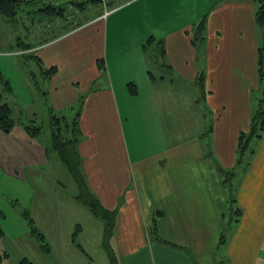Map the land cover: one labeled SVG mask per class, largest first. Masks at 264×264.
Listing matches in <instances>:
<instances>
[{
	"label": "crops",
	"instance_id": "crops-1",
	"mask_svg": "<svg viewBox=\"0 0 264 264\" xmlns=\"http://www.w3.org/2000/svg\"><path fill=\"white\" fill-rule=\"evenodd\" d=\"M163 1H167L165 6L154 5L147 16L152 21L150 37L164 41V58L172 67L159 80L164 82L167 78L172 84L186 85L187 80L196 81L203 74L205 106L197 103L195 92L190 102L183 103L185 109L176 102L171 104L174 110L183 109L184 114L190 110L197 121L202 120V128L207 127L211 116L213 132L208 136L193 130L184 135L172 134L170 129L176 126V118L171 116V110L164 114V106L155 102L161 91L157 89L159 80L150 82L149 69L153 66L145 44L153 45V40L149 41L150 29L141 21L138 6L142 0L106 17L99 14L60 35H56L57 31L65 26L49 29L50 40L34 49L45 67L57 68L42 88L52 100L36 94L26 67L25 89L28 87L30 94L39 97L44 113L68 104L64 108H76L75 103L81 101V167L100 202L108 209L118 210L107 242L110 251L103 228L100 244L108 258L106 264H112L109 252L114 253L117 264H214L218 263L216 248L221 242L225 249L219 264H264V132L242 167L241 176L238 178L235 168L228 169L236 162L239 133L250 127L254 111L251 89L258 82V47L262 40L256 20L258 3L220 0L200 18L199 22L206 19L204 39L194 43L197 21L178 19L177 11L171 8L177 0ZM92 8L95 6L89 9ZM79 16L81 12L78 19ZM122 33L130 42L117 43ZM34 64L30 66L38 72L35 61ZM142 89L147 93L145 98L151 91L153 102L139 106L148 113L150 124L141 132L153 135L145 138L132 133L133 138H128L122 112L128 123L135 110L128 102L133 96H142ZM165 92L167 96H179L182 91ZM13 93L23 111L35 113L33 107L27 109L18 99L24 97L19 89L13 88ZM168 115L167 125L164 119ZM19 126V140L49 156L43 143L32 140ZM148 146H153V152L144 153ZM55 160L64 166L57 155ZM229 170H234V174L226 185L225 174ZM229 199L235 202L237 215L231 232L220 238ZM154 222L155 234L150 231ZM40 250V264H77L82 260L79 252L55 249L53 243ZM90 258L84 259L85 264H92ZM0 264L9 263L3 260ZM20 264L35 263L23 257Z\"/></svg>",
	"mask_w": 264,
	"mask_h": 264
},
{
	"label": "rangeland",
	"instance_id": "rangeland-1",
	"mask_svg": "<svg viewBox=\"0 0 264 264\" xmlns=\"http://www.w3.org/2000/svg\"><path fill=\"white\" fill-rule=\"evenodd\" d=\"M125 1L126 0H118L113 4H109L108 8L111 9V7H116L112 11L115 12L135 0ZM219 2L220 0H177L171 3V8L177 11L178 19L183 18L191 23L197 21L198 24L202 15L216 7ZM156 4H161L163 7L167 4V1L142 0L141 4L138 6L140 10L139 12L142 13V23L147 25L150 29L149 37L153 35V32L151 30L152 21L147 17L150 15V10L148 9H151ZM31 5L36 9L37 3ZM89 5L90 4H88V6ZM29 7L30 6L27 4L22 6L18 13L19 20L15 21L8 20L0 13V70L3 75L10 80L13 88L19 89L24 95V97H22L23 99H21V97L18 98L22 104H26L27 109L30 110H32L31 107H33L35 113L38 111L36 114L38 119H44L47 122L49 120L48 111L45 113L43 112L42 107L39 104V97L30 94L29 92L32 91H30L28 87L25 89L26 65L23 63L19 55L15 54L14 51H9V49H11V44L16 43L20 39L30 41L35 36V40L39 41L41 40V33L47 32L45 33V37H47L49 29L58 24L63 25V23L59 20L56 21V19H49L48 22H40L39 18L41 17V14L37 11L29 12V17L27 18L25 14ZM135 7H137V5L132 6L133 9H135ZM89 11H92V13L95 11L93 14H97L104 10L99 5H96L95 8L89 9ZM79 12H81V17L83 14L85 15L84 17L89 15L87 11H83L82 9H80ZM23 20L26 22H23ZM65 30L62 32L58 30L56 35H60L59 33L63 34ZM52 36L53 35H51V37ZM118 40L120 41L117 43L130 42V40H127V36L124 35V33H122V36L118 37ZM156 40L157 39H153L152 46L157 45ZM30 62L31 64H34V60H30ZM152 66L153 71L157 76L156 78H151L152 80H150V82L152 81V83H155L159 78H162L160 77L161 74L159 70H157L158 67L154 64H152ZM28 76L31 80L29 72ZM140 82L143 86V81ZM187 82L188 84L184 85L182 82L172 84L167 78L164 82L159 80L157 82V89L161 92L156 94L157 96L154 98L155 102L160 104V106H164V114L171 110L173 113L171 116L176 118V126L171 127V129L169 128L172 134L184 135L193 130L195 132H204V136H208V133L213 132L212 127H210L212 124L211 116L209 117L207 127L202 128L200 127V125L203 126L202 120L199 119L200 121H197V118L190 110H188L189 113L186 112V114H184L185 112L183 109L185 108L183 103L190 102V98L194 96L192 95L194 92L196 93L198 98L197 103L200 104V107L201 104L205 106L207 103L206 99L200 96L201 94L195 85V80H192L191 82L187 80ZM251 84H253V82H251ZM42 85H44V83ZM42 85L41 87H43ZM252 86L251 99L254 104V109H256L258 98L263 94V88L259 81L257 82V85L254 84ZM143 88L146 90V85H144ZM144 90L142 89V96H133L128 102L131 109L136 110H133L128 123H126V113L122 112L124 127L128 138H133L132 133L135 137L142 135V137L145 136V138L148 135H150V137L153 135H143L141 132L148 129L150 124L148 113L141 111V107L139 106L142 104L143 107L148 106V101L151 103L153 102L151 91L147 98H145L147 93H143ZM167 90H178L182 92L179 96L173 94L167 96L165 95L167 92L163 93ZM34 91H36L37 94L38 90H36V88ZM38 94L37 95L40 96L41 99L42 97L45 98V96L41 95L39 92ZM8 98L10 99V102H13L11 97ZM48 100H52V97H48L46 101ZM174 102L183 108L182 111H180L181 108H175L174 110V106L172 105ZM156 103L155 105H157ZM69 105L70 104L62 106L57 112L60 114H66L70 116L68 118H72L79 110V103H75L76 108H64ZM60 109L62 110L59 111ZM32 111H28V114ZM15 115L17 117V114ZM164 120L168 125L169 115L167 118L165 117ZM170 122L173 124L174 121ZM19 127L20 126L17 122L9 132H4L0 129V225L4 232L1 240V248L8 253L4 258V262L9 264H20V260L23 257H26L28 261L40 264L41 247L38 241L34 238L32 232L33 228H37L44 234L46 242L51 245L52 243L54 244L55 249L61 247L72 250V253L74 254H78L79 252L82 260L81 262H77V264H85L84 259L91 260L90 257L93 258L92 264L109 263L106 253L103 251L100 244L103 237V221L94 216L87 206L74 199L73 196L76 194L78 188L66 167L55 160V155H57V153H53L54 156L50 153L49 156H44L45 154H42V151L37 147L33 148L32 145H27L25 142H21L18 137V131L22 129ZM167 129L168 127L163 131H166ZM249 129L250 127L243 131L249 132ZM46 135H49V132H47L45 128L42 136L39 138L40 140L32 139L36 140L38 143H43L40 144L46 149H44L45 152H47L44 143L47 142V138H44ZM160 135H162L161 130L159 136ZM256 142V138L251 140L242 160L239 159L240 154L238 151L235 164L228 168H235L238 170V178L241 176L242 167L244 168L248 162L251 150L255 148ZM152 147L153 146L146 147L144 153L153 152ZM160 147L161 146L159 145V148ZM238 178L235 179L237 182ZM228 183L229 182L226 181V185H228ZM226 196L228 197V195ZM234 204L231 199L227 202L228 211L225 214V225L220 234V238L226 236L234 227L233 224L235 223L237 215L236 211L233 209ZM235 208H237V206H235ZM25 210L28 211L32 221L28 219L29 217L27 218V216H25ZM152 233L155 234L154 232ZM223 244L224 242H221L220 247L216 248L218 263L215 261L214 264H219V259L223 255L222 252L225 249V247L222 246ZM86 252L88 254H86ZM209 264H212V262Z\"/></svg>",
	"mask_w": 264,
	"mask_h": 264
},
{
	"label": "trees",
	"instance_id": "trees-1",
	"mask_svg": "<svg viewBox=\"0 0 264 264\" xmlns=\"http://www.w3.org/2000/svg\"><path fill=\"white\" fill-rule=\"evenodd\" d=\"M117 1L118 0L109 2L108 6L109 4H113ZM97 2L98 0H86L84 2L82 0H0V13L8 20H19L18 13L22 6H25L27 4L30 6L29 9L31 8L30 10H26L25 16L27 18L29 17V12L37 11L39 14H41V17L39 18L40 22H48L49 19H56V21L59 20L61 23H65L63 24V26L65 27H60L59 31L62 32L66 29L65 32H67L71 30V28L73 29L78 26L80 27L88 23L89 20L96 17L97 15H101L104 11L101 13L98 12L97 14H93L95 11H93V13L92 11H87L89 10V8L93 7H88V4L96 6L95 4ZM256 2L258 3L256 20L262 32V40L258 47V81L262 84L263 94L258 98L257 108L253 111L249 132L240 131L239 133L238 151L240 154V160L244 158L251 140L254 138H256V140L261 138L264 132V0H256ZM33 3H37L36 9L32 7L31 4ZM71 4L75 5L79 9H82L83 11H87L90 17L89 15H86V17H84L85 15L83 14L82 17L79 16L78 19L77 16L79 13L76 14L74 9H69ZM97 5L99 4L97 3ZM115 8L116 7H111V9ZM23 22L26 21L23 20ZM205 22L206 19L204 17L198 23V26L194 30V43H200L204 39L203 31L205 29ZM45 33L47 32H43L40 34L41 40L39 41L35 40V36L30 41L20 39L16 43L11 44V49H9V51H14L15 54L20 56L23 63L26 65V69L30 71V75L36 90H38L41 95H44L45 98H47V91L45 89H42L43 87H41V85L51 79L57 68L45 67L41 61L40 56L36 54V49H34V47L38 46V44L50 40L48 38L50 34L45 37ZM152 38L153 37H150L149 41L153 40ZM145 48L148 52L149 58L152 59V64L158 67L157 70H159L161 75L172 71V67L165 61L164 58L166 51L163 40L157 41L156 46H152L151 44L148 45L147 42L145 44ZM30 60H34L37 63L39 69L38 72H34L32 66H30ZM99 64L103 65V61L100 60ZM149 72L152 76V79L156 78L157 74L154 73L152 67H150ZM195 85L200 91V96L205 98V86L202 73L198 75L195 81ZM13 94V87L10 80L6 78L0 70V129L4 132H9L18 122V124L23 126L24 130L30 138L39 139L42 136L44 129L46 128V131L49 132V135H46V137H44L47 138V142H43L46 145L48 153H50L51 155L53 153H57L59 160L64 164L67 171L71 175V178L75 182V185L78 189L76 194L73 196L74 199L87 206L88 209L96 217L100 218L103 221L105 240L107 243L116 225L118 210L108 209L100 202L99 198L90 190L85 173L81 167V156L78 149L80 139L82 138V132L79 126L81 101L78 107L79 110L72 118H68L65 114H60L56 110L50 109L48 111L49 120L46 122L44 119H38V116L36 115L37 113L28 114L23 111V109L20 108L17 102L14 100ZM8 97H11L13 102H10V99ZM15 114H17V117ZM252 152H254V149L251 150V153ZM233 174L234 170L226 171L225 181L231 183ZM24 214L25 216H27V218L29 217V214L27 212H24ZM28 219L32 221L30 217ZM156 229L157 224L154 222L151 232H155ZM32 232L34 238L40 244V247L42 249H45L48 246V243H46L45 241L44 234L37 228H33ZM3 235L4 232L0 225V262H2L8 255L6 250H2L1 248V240ZM106 245L107 249L110 251L111 248L108 246V243ZM109 254L111 263L117 264L114 253L109 252Z\"/></svg>",
	"mask_w": 264,
	"mask_h": 264
},
{
	"label": "built area",
	"instance_id": "built-area-1",
	"mask_svg": "<svg viewBox=\"0 0 264 264\" xmlns=\"http://www.w3.org/2000/svg\"><path fill=\"white\" fill-rule=\"evenodd\" d=\"M83 2L86 1V0H82ZM111 1H114V0H98V4L104 8V12L101 14L100 17H106L110 12H112L114 9H108V3L111 2ZM97 3L95 5H97ZM88 6V5H87ZM89 6H94L92 4H90ZM88 6V7H89ZM70 10L74 9V11L77 13H79L80 9L77 8L75 5L71 4L70 7H69Z\"/></svg>",
	"mask_w": 264,
	"mask_h": 264
}]
</instances>
